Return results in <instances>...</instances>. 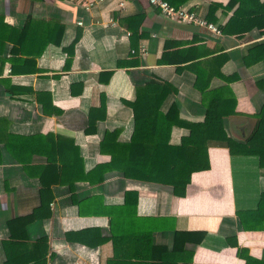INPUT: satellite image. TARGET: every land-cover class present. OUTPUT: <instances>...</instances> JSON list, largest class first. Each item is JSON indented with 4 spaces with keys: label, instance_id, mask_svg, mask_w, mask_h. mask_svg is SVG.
<instances>
[{
    "label": "crops",
    "instance_id": "0c3cea01",
    "mask_svg": "<svg viewBox=\"0 0 264 264\" xmlns=\"http://www.w3.org/2000/svg\"><path fill=\"white\" fill-rule=\"evenodd\" d=\"M228 1L187 0L182 5L220 30L238 5L229 8ZM28 16L62 23L61 42L31 58L38 46L23 41L18 46L24 50L13 56L5 37ZM262 31L253 27L241 35L215 34L170 21L147 0H110L89 10L77 0H0V128L68 143L74 150L61 154L76 159L73 175L50 185L46 198H51L39 218L25 227L27 240L13 243L6 222L38 209L39 182L0 145V264L16 252L35 255L32 244L43 236L44 264L144 263L142 255L150 254L149 248L140 247L134 236L114 247L111 221L117 228L125 224L151 234L153 244L168 250L174 231L204 232L200 244L186 242L179 251L182 261L191 253L192 264H245L238 247L264 261V227L244 230L236 215L256 209L264 191V168L256 155H231L225 146H209V168L192 172L184 196H176L169 185L124 178L104 167L110 152L99 150L105 131L118 129L117 141H129V103L136 98V85L150 80L173 87L161 110L175 104L184 121H203L211 99L232 101L235 113L223 119V127L229 137L243 139L264 104ZM254 44L260 45L250 51ZM10 59H17L14 71ZM187 134V128L173 126L169 141L179 144ZM47 148L50 157H61L51 144ZM46 159L42 152L32 154L30 161L44 165ZM95 171L96 177L91 175ZM126 191L136 192L137 201L122 220L114 212L124 208ZM27 259L22 256L18 264H33L23 262Z\"/></svg>",
    "mask_w": 264,
    "mask_h": 264
},
{
    "label": "trees",
    "instance_id": "16d2710c",
    "mask_svg": "<svg viewBox=\"0 0 264 264\" xmlns=\"http://www.w3.org/2000/svg\"><path fill=\"white\" fill-rule=\"evenodd\" d=\"M174 6L182 5L187 0H166ZM238 4L233 11L228 22L220 29L224 34L241 35L249 32L253 27L264 30V0H229L227 7ZM64 25L57 21L45 19L33 20L30 16L20 29H10L5 38L12 44L10 53L16 56L18 50H24L18 46L23 41H27L38 46L35 53H31V58L39 55L48 44L59 45L63 36ZM264 32V31H262ZM1 43L3 39L0 40ZM75 40H73V43ZM0 43V44H1ZM70 49L72 52V46ZM260 44L252 45L249 50L258 47ZM70 49L67 50L68 53ZM13 61L11 71H14ZM200 75H197L200 81ZM231 79V78H227ZM202 81V79H201ZM199 87V85H198ZM201 85V90H202ZM200 88V87H199ZM136 98L129 103L133 113V131L129 141L118 142V129L105 131L100 141L99 150L105 148L110 152V160L107 165L110 170H116L124 178L153 182L169 185L176 196H184L187 184L190 181L192 172L206 170L209 168L207 148L211 145H221L228 148L231 155H256L259 167L264 168V104L256 114L255 123L250 132L243 139L237 140L229 137L223 127V119L234 114L233 102L224 99H211L205 106L204 119L201 122H188L182 120L178 115L175 104H171L163 112L161 106L165 97L174 91L168 83L147 81L144 84L136 85ZM38 97V96H37ZM0 121H4L0 118ZM173 126H181L188 129V134L183 136L179 144H171L170 133ZM59 152L58 159L48 155V145ZM0 145L9 153L12 160L21 164L25 173L36 177L39 182L40 206L31 214L18 216L6 222L9 238L13 243L27 240L25 227L29 223L39 218L40 209L51 198L46 195L50 192V185L64 181L66 175L71 177L72 169L76 164V159L69 154L62 155V150H74L68 144L57 141H42L36 134L27 136L15 135L0 128ZM46 154V164L33 165L30 161L32 154ZM0 155V163H1ZM32 164V165H31ZM61 164V167H60ZM101 169V167L99 168ZM96 171L91 175L96 177ZM100 174L98 180H102ZM137 201V193L126 191L124 203L120 210L115 211V215L120 219L128 217L131 205ZM113 213V211H112ZM240 226L244 230H251L254 227H264V191H261L259 201L254 210H239L236 212ZM112 217V215H110ZM23 231L24 234L19 232ZM94 233V232H93ZM134 236L137 243L142 248H149L150 254H143L146 260L141 264H192L191 253L187 261L179 256L181 247L186 242L200 244L205 236L202 231L180 232L174 231L173 245L170 250L165 245L152 243V236L149 233L136 232L133 228L127 229L123 224L121 227H114V221L110 225V239L114 247H118L116 241L129 242L126 239ZM15 240V241H14ZM107 238H99L95 242H102ZM18 245L23 243H16ZM149 244V245H148ZM35 255L30 251L8 255L4 264H18L17 259L24 255L28 256V261L33 264H44L47 251L46 237H40L32 244ZM237 256L244 259L245 264H264V261L248 255L243 248H237ZM149 262V263H145ZM22 264V263H21Z\"/></svg>",
    "mask_w": 264,
    "mask_h": 264
},
{
    "label": "built area",
    "instance_id": "2783aa9c",
    "mask_svg": "<svg viewBox=\"0 0 264 264\" xmlns=\"http://www.w3.org/2000/svg\"><path fill=\"white\" fill-rule=\"evenodd\" d=\"M80 5L86 9H92L106 1L110 0H77ZM148 3L156 9L163 17L166 19L177 22V23H184V24H193L199 27H204L207 30L215 33L220 34V30L216 28L214 24L208 22L205 18L191 10L188 6L179 5L174 6L168 3L166 0H147ZM119 6H123V2L118 3ZM79 24L81 22H78Z\"/></svg>",
    "mask_w": 264,
    "mask_h": 264
}]
</instances>
